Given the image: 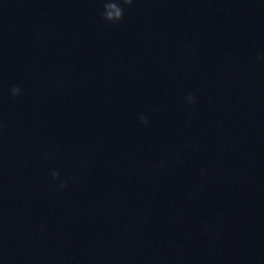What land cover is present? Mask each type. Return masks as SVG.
Instances as JSON below:
<instances>
[{
	"label": "water",
	"instance_id": "obj_1",
	"mask_svg": "<svg viewBox=\"0 0 264 264\" xmlns=\"http://www.w3.org/2000/svg\"><path fill=\"white\" fill-rule=\"evenodd\" d=\"M104 3L0 0V264H264V0Z\"/></svg>",
	"mask_w": 264,
	"mask_h": 264
},
{
	"label": "clouds",
	"instance_id": "obj_2",
	"mask_svg": "<svg viewBox=\"0 0 264 264\" xmlns=\"http://www.w3.org/2000/svg\"><path fill=\"white\" fill-rule=\"evenodd\" d=\"M133 4V0H105L103 4V11L101 12V18L112 24L119 23L124 16L125 8L124 6H131ZM259 59H264V57H259ZM22 94V89L19 86H13L10 89V95L13 99H16ZM186 102L188 106L193 105L195 101V96L192 93H189L186 97ZM140 123L143 125H147L149 123L148 118L144 115L139 117ZM203 175V173H202ZM51 177L53 181H56L60 178V173L58 171H53L51 173ZM65 182H60L59 188L64 189L66 187Z\"/></svg>",
	"mask_w": 264,
	"mask_h": 264
}]
</instances>
